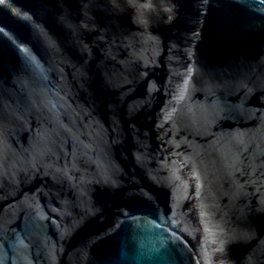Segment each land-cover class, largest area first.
<instances>
[{"label": "water", "instance_id": "95a60500", "mask_svg": "<svg viewBox=\"0 0 264 264\" xmlns=\"http://www.w3.org/2000/svg\"><path fill=\"white\" fill-rule=\"evenodd\" d=\"M0 264H264V0H0Z\"/></svg>", "mask_w": 264, "mask_h": 264}]
</instances>
